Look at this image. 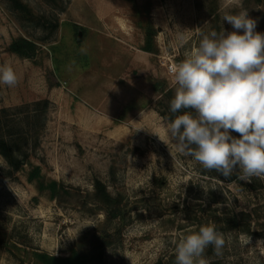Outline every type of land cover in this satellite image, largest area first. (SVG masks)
<instances>
[{
    "label": "rangeland",
    "instance_id": "1",
    "mask_svg": "<svg viewBox=\"0 0 264 264\" xmlns=\"http://www.w3.org/2000/svg\"><path fill=\"white\" fill-rule=\"evenodd\" d=\"M18 1L0 0V65L19 79L0 84V135L25 164L12 171L0 155V264L68 256L95 230L111 235L101 264H175L174 241L209 223L226 245L221 256L209 246L207 264H264V177H224L181 154L165 96L169 66L202 32L231 31L225 14L246 10L264 33V0ZM149 27L153 53L141 49ZM20 38L35 46L28 58L10 50ZM35 166L76 196L39 195L27 180ZM96 181L121 198L123 217L106 218Z\"/></svg>",
    "mask_w": 264,
    "mask_h": 264
},
{
    "label": "clouds",
    "instance_id": "2",
    "mask_svg": "<svg viewBox=\"0 0 264 264\" xmlns=\"http://www.w3.org/2000/svg\"><path fill=\"white\" fill-rule=\"evenodd\" d=\"M223 21L231 31L202 32L169 68L175 93L166 131L178 151L205 170L264 177V33L246 10L225 14ZM18 83L11 65H0V84ZM174 243L175 264H207L206 249L221 256L226 239L209 223Z\"/></svg>",
    "mask_w": 264,
    "mask_h": 264
},
{
    "label": "trees",
    "instance_id": "3",
    "mask_svg": "<svg viewBox=\"0 0 264 264\" xmlns=\"http://www.w3.org/2000/svg\"><path fill=\"white\" fill-rule=\"evenodd\" d=\"M11 4L20 8L18 0H9ZM255 2L259 0H254ZM55 27V25H54ZM155 30L153 27L147 29L145 35V43L141 48L145 52L153 53V35ZM34 44L25 40L17 39L10 45V50L22 57H30L34 53ZM165 96H168V109L170 106V100L173 98L171 90H168ZM46 105V103H44ZM5 110H1L0 113H4ZM172 114H170L171 116ZM1 123V122H0ZM12 142L5 140L0 135V155L5 159L12 171H19L25 164L23 159H19L15 156ZM27 180L34 183L35 188L39 195H46L48 198L55 200L58 203H63L64 198H73L76 196V192L70 190L68 187H64L62 183L53 179H45L40 173L39 167L35 166L27 176ZM92 199L96 200L105 209L106 218L108 220L113 219L116 216L124 215L126 208L122 207L121 198L119 196H112L107 191L106 187L100 182L96 181L94 184V191L90 195ZM66 199V198H65ZM249 213L241 214V221L243 223L242 231L248 233L250 230ZM240 220V219H239ZM239 220L237 217H232L226 221V223L232 227H238ZM264 233V232H263ZM262 235V234H260ZM110 233L106 230H95L89 235L85 236L84 243L73 250L68 256H53L45 252H34L33 257L37 264H101L104 259V252L106 247L110 244ZM157 264H163L162 261Z\"/></svg>",
    "mask_w": 264,
    "mask_h": 264
},
{
    "label": "built area",
    "instance_id": "4",
    "mask_svg": "<svg viewBox=\"0 0 264 264\" xmlns=\"http://www.w3.org/2000/svg\"><path fill=\"white\" fill-rule=\"evenodd\" d=\"M171 66H169V68H170Z\"/></svg>",
    "mask_w": 264,
    "mask_h": 264
}]
</instances>
